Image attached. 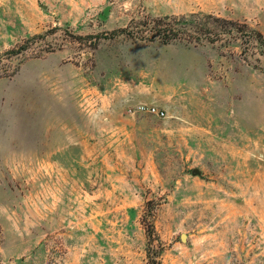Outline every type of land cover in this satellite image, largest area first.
<instances>
[{
    "label": "rangeland",
    "instance_id": "rangeland-1",
    "mask_svg": "<svg viewBox=\"0 0 264 264\" xmlns=\"http://www.w3.org/2000/svg\"><path fill=\"white\" fill-rule=\"evenodd\" d=\"M192 12L264 36V0H0V264H146V222L161 264H264V53L116 32Z\"/></svg>",
    "mask_w": 264,
    "mask_h": 264
},
{
    "label": "trees",
    "instance_id": "trees-1",
    "mask_svg": "<svg viewBox=\"0 0 264 264\" xmlns=\"http://www.w3.org/2000/svg\"><path fill=\"white\" fill-rule=\"evenodd\" d=\"M116 32H122L140 40H159L163 43L179 41L189 45L204 44L205 42L215 44L222 42L227 36H233V39H241L246 44H249L250 41L256 42L259 53H264L263 34L251 28L248 23L202 12L164 16L146 15ZM46 36V33L34 34L8 53L17 55L26 50L34 41L43 40ZM145 229L148 240L146 264H161L158 256L164 247L162 241L156 234L153 224L146 222ZM155 241L158 242L157 248H154Z\"/></svg>",
    "mask_w": 264,
    "mask_h": 264
},
{
    "label": "built area",
    "instance_id": "built-area-1",
    "mask_svg": "<svg viewBox=\"0 0 264 264\" xmlns=\"http://www.w3.org/2000/svg\"><path fill=\"white\" fill-rule=\"evenodd\" d=\"M148 111H150V112H154V113H156V114H158V115H163V112L162 111H159V110H156V108L155 107H150V108H148Z\"/></svg>",
    "mask_w": 264,
    "mask_h": 264
},
{
    "label": "water",
    "instance_id": "water-1",
    "mask_svg": "<svg viewBox=\"0 0 264 264\" xmlns=\"http://www.w3.org/2000/svg\"><path fill=\"white\" fill-rule=\"evenodd\" d=\"M183 238H184V236H183Z\"/></svg>",
    "mask_w": 264,
    "mask_h": 264
}]
</instances>
